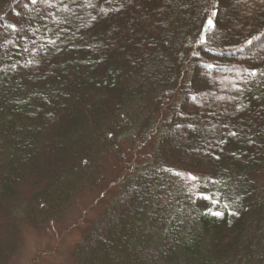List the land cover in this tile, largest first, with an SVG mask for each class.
<instances>
[{
    "label": "trees",
    "instance_id": "trees-1",
    "mask_svg": "<svg viewBox=\"0 0 264 264\" xmlns=\"http://www.w3.org/2000/svg\"><path fill=\"white\" fill-rule=\"evenodd\" d=\"M96 195L72 264H264V0H0V264Z\"/></svg>",
    "mask_w": 264,
    "mask_h": 264
},
{
    "label": "rangeland",
    "instance_id": "rangeland-1",
    "mask_svg": "<svg viewBox=\"0 0 264 264\" xmlns=\"http://www.w3.org/2000/svg\"><path fill=\"white\" fill-rule=\"evenodd\" d=\"M102 201L103 195L88 196L75 205L64 222L26 232L23 248L11 264H32L39 255L36 264H72V248L79 239L80 226L75 223L93 219V207Z\"/></svg>",
    "mask_w": 264,
    "mask_h": 264
},
{
    "label": "snow or ice",
    "instance_id": "snow-or-ice-1",
    "mask_svg": "<svg viewBox=\"0 0 264 264\" xmlns=\"http://www.w3.org/2000/svg\"><path fill=\"white\" fill-rule=\"evenodd\" d=\"M32 3H36V0H32ZM208 23L209 24H211L212 23V21L211 20H209L208 21ZM232 135H235L234 133H232ZM190 179H195V177H189ZM215 215H217V216H219L220 215V213H215Z\"/></svg>",
    "mask_w": 264,
    "mask_h": 264
}]
</instances>
